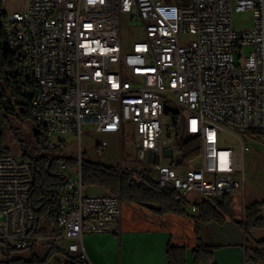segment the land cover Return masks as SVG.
I'll return each mask as SVG.
<instances>
[{
  "label": "built area",
  "instance_id": "1",
  "mask_svg": "<svg viewBox=\"0 0 264 264\" xmlns=\"http://www.w3.org/2000/svg\"><path fill=\"white\" fill-rule=\"evenodd\" d=\"M243 11L252 12L245 29L234 24ZM125 16L140 24L139 39L126 47ZM0 28L12 74L37 90L31 117L52 150L80 140L85 125L120 139L135 133L160 188L190 207L192 195L223 200L243 192L246 144L264 146V0H28L24 12L0 0ZM170 123L172 142L164 137ZM224 133L239 148L222 146ZM189 139L200 147L199 166L182 163L180 144ZM107 148L98 142V152ZM77 169L58 162L66 184L56 239L67 255L50 264H89L83 235L120 230L121 198L85 196L81 162ZM34 181L28 162L0 152V244L7 249L40 239L30 207Z\"/></svg>",
  "mask_w": 264,
  "mask_h": 264
},
{
  "label": "trees",
  "instance_id": "2",
  "mask_svg": "<svg viewBox=\"0 0 264 264\" xmlns=\"http://www.w3.org/2000/svg\"><path fill=\"white\" fill-rule=\"evenodd\" d=\"M12 56L7 48L4 34L0 28V152L9 154L3 147L6 127L11 119H32V102L37 95V90L30 82L12 74ZM34 121V120H33ZM35 122V121H34ZM36 123V122H35ZM39 132L35 134V142L40 149L39 156L24 155L23 161L28 162L34 171V185L30 197V207L35 214L34 234L38 236H50L49 253L45 259L38 256L29 261H20V264H45L49 259L58 254L67 255L64 245H59L58 238L61 234L57 222L58 198L66 184V178L58 170V162L65 160L69 166L75 163L71 158H65L61 151L52 150L45 139L44 129L38 124ZM182 163H189L199 156L200 147L194 140H183L180 144ZM82 179L85 186L98 187L106 192L117 195L123 201L132 202L158 213H173L188 215L185 204L179 200L173 191L162 190L159 184L148 178L137 181L133 174L114 167L81 161ZM230 196L223 200H201L195 204L197 215L195 219L201 223L215 222L224 224L227 219L234 220L231 210ZM259 204L245 209V221L234 220L235 224L245 233L251 230L264 229V219L260 216ZM257 246L264 250V240L258 241ZM31 245L29 246V248ZM10 252L11 249H8ZM169 264H186V249L179 247L168 248ZM257 253V264H264ZM196 264L212 263V249L200 245L194 251ZM0 264H10L6 260Z\"/></svg>",
  "mask_w": 264,
  "mask_h": 264
},
{
  "label": "rangeland",
  "instance_id": "3",
  "mask_svg": "<svg viewBox=\"0 0 264 264\" xmlns=\"http://www.w3.org/2000/svg\"><path fill=\"white\" fill-rule=\"evenodd\" d=\"M186 1V0H182ZM28 0H7V10L10 12H24L27 8ZM251 11H243L234 14V24L237 28L245 29L251 26ZM140 24L129 20L126 16L122 21V41L126 47L129 43L139 39L138 32ZM245 54L248 50L244 51ZM171 124V123H170ZM165 125L164 137L171 142L175 141V127L173 124ZM39 132L37 124L31 119H11V123L6 127L3 147L7 152L18 160H23L24 155L39 156L40 149L35 142V134ZM100 141H106L108 148L104 153L98 152L96 144ZM67 147L61 151L65 158H71L75 163L70 166L72 172L76 173L82 160L90 161L104 167L119 168L129 171L137 181L148 178L152 181H158V172L147 160L139 156V148L136 143L135 133H124L122 138L117 136H99L92 127H84L83 135L67 138ZM222 146H231L239 148L235 137L228 133L222 134ZM171 160L165 159V165H170ZM201 159L195 158L190 166H199ZM244 166L246 172V183L242 193L232 194L231 210L235 220L245 221V209L255 204L261 208L260 216L264 219V146L248 142L244 155ZM109 193V192H107ZM103 192L98 187L85 186L84 195L88 197L101 196ZM111 194V193H110ZM200 197L190 196L188 201L196 204ZM50 236H40L39 240H34L31 247L25 250L17 251L11 249L4 250L0 248V263L10 260V264H20V261L29 262L34 256L45 259L49 253L50 245L48 240ZM264 240V229L251 230L248 235V251L250 258L255 261L257 253L259 259L264 261V250L259 249L257 242ZM59 245L61 241L58 239ZM63 258L62 255H54L45 264H50L55 260Z\"/></svg>",
  "mask_w": 264,
  "mask_h": 264
},
{
  "label": "crops",
  "instance_id": "4",
  "mask_svg": "<svg viewBox=\"0 0 264 264\" xmlns=\"http://www.w3.org/2000/svg\"><path fill=\"white\" fill-rule=\"evenodd\" d=\"M84 127L95 130L93 125ZM95 133L108 136L96 130ZM109 136L119 138L118 135ZM101 191L102 195L107 193ZM183 203L188 209L186 216L158 214L147 207L122 200L121 225L117 234L83 235L89 264H169L167 252L170 246L185 248L186 264H196L194 251L200 245L212 249L210 264H257L248 251L249 233L245 234L235 224V219L228 218L224 224L201 223L195 219L196 208Z\"/></svg>",
  "mask_w": 264,
  "mask_h": 264
},
{
  "label": "water",
  "instance_id": "5",
  "mask_svg": "<svg viewBox=\"0 0 264 264\" xmlns=\"http://www.w3.org/2000/svg\"><path fill=\"white\" fill-rule=\"evenodd\" d=\"M168 111V110H167ZM176 112V111H175ZM166 155L167 156H171L172 155V151L171 150H167L166 151ZM0 248L4 249V250H8L6 247H4L3 245L0 244Z\"/></svg>",
  "mask_w": 264,
  "mask_h": 264
}]
</instances>
